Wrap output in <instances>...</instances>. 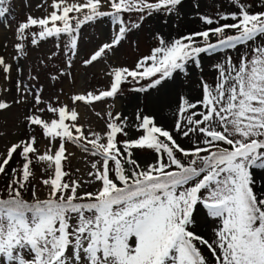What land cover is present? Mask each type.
<instances>
[{"label": "snow or ice", "instance_id": "obj_1", "mask_svg": "<svg viewBox=\"0 0 264 264\" xmlns=\"http://www.w3.org/2000/svg\"><path fill=\"white\" fill-rule=\"evenodd\" d=\"M181 5L182 0H41L40 16L17 22L12 59L18 78L14 86L3 85L12 80L14 65L0 55V114L29 101L32 107L0 152V264H264V0H258L259 11L246 0H229L233 11L200 15L202 29L159 38L131 68L110 65L109 86L73 93L71 104L58 97L56 103L45 101L42 87L23 78L26 44L38 48L54 40V50L40 63L47 66L62 52L71 67L83 27L109 21L114 27L108 39L83 60L92 66L115 55L146 18L179 14ZM10 10L11 0H0V17ZM132 15L136 22L126 18ZM231 52H239L235 62ZM216 54L223 62L212 65L214 82L201 77L200 98L178 97L171 130L142 113L135 117V138L119 112H95L104 119L103 133L79 123L80 105L114 99L124 83L147 82L137 92L157 89L174 73L187 75L189 65L202 71V55ZM64 75L62 67L49 79ZM25 128L31 130L27 135ZM36 129L46 141L43 148ZM121 135L128 138L121 142ZM68 144L91 158L86 176L66 170L73 155ZM138 150L154 153L153 161L141 163ZM201 206L219 222L211 240L194 227Z\"/></svg>", "mask_w": 264, "mask_h": 264}, {"label": "rangeland", "instance_id": "obj_2", "mask_svg": "<svg viewBox=\"0 0 264 264\" xmlns=\"http://www.w3.org/2000/svg\"><path fill=\"white\" fill-rule=\"evenodd\" d=\"M41 0H11V10L4 17H0V41L5 43L7 47L0 48V55L14 65L12 72V80L4 81V86H14L18 73L15 71V61L12 59L14 52V31L17 22L23 21L28 14L40 16L42 10L36 8V4ZM248 3L254 4L253 11H259L258 0H246ZM234 8L229 6V0H182L179 14L159 12L154 13L146 18L139 29H134L122 42L115 55H109L105 60L94 63L92 66H84L83 60L88 58L96 46L107 40L111 31L110 22L105 21L103 24L89 25L82 29V41L80 42L79 53L73 57L71 67L67 66V56L62 52L47 66L40 63V59L50 55L54 50L55 41L48 40L41 42L38 48L26 44L28 55L20 60L23 68V78L25 82L35 88L43 89L42 96L47 102L56 103L57 97L60 103L71 104L69 97L73 93L99 91L106 89L110 80L106 72L110 65L133 67L135 62L144 55L150 54L152 48L158 46V39L164 38L172 40L180 36L186 35L192 31H198L204 27L199 21V16L207 14L215 16L219 11H233ZM130 22H136L137 16L132 15L126 17ZM215 25H213L214 27ZM2 35V36H1ZM241 48L239 51L242 52ZM234 62L238 59L239 52H231ZM202 71L199 68L189 65L188 74L174 73L173 78L166 81L165 85L157 89H149L146 92H137L136 88L145 85L147 82L141 81L140 84L124 83L121 86L117 96L109 98L103 102H97L92 108H86L80 105L77 111L80 113L79 123L85 125L86 129L103 133L105 128L104 119H100L95 112H100L102 116L111 111L114 115L119 112L125 116L132 125L129 130V137L135 138L140 132L135 129L134 125L138 123L135 117L137 113L155 116L157 124L168 127L171 130L172 120L176 112L177 100L180 96L189 97L192 100L200 98V79L203 77L208 83H213L216 73L212 65L223 62V56L202 55ZM64 68L65 75L57 81H51L49 76L56 74L60 68ZM38 75V80H32L31 76ZM14 94V87H13ZM9 102L12 100V94L7 96ZM44 105H41L43 107ZM32 107L29 101L25 105H14L6 115L0 114V152L6 150V146L16 137V133L23 127V116L28 109ZM51 114L45 113V118H49ZM31 132L30 129H24V135ZM40 139V147L43 148L46 141L43 139L39 129L34 133ZM23 138V137H20ZM128 137L121 135L119 140L122 142ZM185 147H190L186 140L177 137ZM69 153H73L70 157V163L66 164V170L76 175L87 174L90 168V157L82 153L76 146L67 145ZM136 157L141 163H151L155 154L148 151H136ZM19 157H17V160ZM12 166H16V160L12 161ZM79 169V172L76 170ZM37 172L39 170L37 169ZM264 176V171L260 172ZM5 180L0 177V189H3ZM260 182H257L259 187ZM92 190V189H89ZM40 196H45V191L40 190ZM30 198V194H26V199ZM196 222L194 227L198 234L211 240L214 236V229L218 226V220L207 215V210L202 206L198 207L196 213ZM206 256H210L207 249H203Z\"/></svg>", "mask_w": 264, "mask_h": 264}, {"label": "bare ground", "instance_id": "obj_3", "mask_svg": "<svg viewBox=\"0 0 264 264\" xmlns=\"http://www.w3.org/2000/svg\"><path fill=\"white\" fill-rule=\"evenodd\" d=\"M2 36V35H1Z\"/></svg>", "mask_w": 264, "mask_h": 264}]
</instances>
